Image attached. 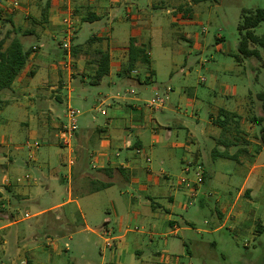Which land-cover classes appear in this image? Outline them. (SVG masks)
<instances>
[{
    "label": "crops",
    "instance_id": "1",
    "mask_svg": "<svg viewBox=\"0 0 264 264\" xmlns=\"http://www.w3.org/2000/svg\"><path fill=\"white\" fill-rule=\"evenodd\" d=\"M157 9L156 0H0V40L11 32L4 30L9 25L30 51L11 88L0 92V264H185L181 258L191 253L193 240L188 233L197 229L191 208L205 209L207 165L216 166L224 156L238 155L248 175L237 197L217 201L219 210L211 215L237 225L253 212L263 222V212L246 207L253 200L241 198L244 190L254 198L261 184L264 173H256L264 169L258 163L263 145L254 151L217 139L226 124H216L214 114L204 127L181 119L166 103L159 110L145 105L157 74L154 32L163 29L154 25ZM170 22L180 21L171 16ZM68 24L74 30L70 52L63 48ZM132 39L150 63L139 60L128 74ZM103 54L109 73L99 80ZM172 91L156 93L168 100ZM73 104L81 115L71 153L59 133ZM244 105L248 101L218 114L237 119L247 112ZM180 127L187 130L185 140L172 141ZM36 142L39 147H29ZM117 186L121 191L115 194ZM209 191L217 194L213 186ZM22 203L35 213L17 219ZM32 218L34 223L25 224ZM133 220L158 230L130 235L144 234L123 228ZM57 237L68 238L65 248ZM155 237H164L162 245Z\"/></svg>",
    "mask_w": 264,
    "mask_h": 264
},
{
    "label": "rangeland",
    "instance_id": "2",
    "mask_svg": "<svg viewBox=\"0 0 264 264\" xmlns=\"http://www.w3.org/2000/svg\"><path fill=\"white\" fill-rule=\"evenodd\" d=\"M156 3L158 9L152 11L155 15L154 25L160 24L163 29L160 34L156 33L157 30L154 32L152 47L157 74L154 83L148 86L157 89L150 88L145 99L154 96L156 92L163 94L167 87H171L173 91L168 95L166 107L173 109L181 119L200 123L204 127H208L212 114L214 122L219 125L221 116L218 111L236 110L241 107V102L248 101V106L244 105L247 112L241 113L237 119L230 117L228 124L219 134L216 133L215 137L231 145H249L254 151H259L258 145H263L260 138L261 127L254 117L264 116L258 98V94L264 91V50L258 45L255 46L261 51L260 59L253 57L239 62L236 56L241 39L239 25L242 12L264 8V0H156ZM168 9L174 11L167 14ZM172 14L182 26L178 25L179 23L171 24L170 18L174 17ZM4 30L13 33V28L9 25H6ZM255 32L257 35L264 34V22ZM134 88L138 89L136 86ZM234 90L236 94L232 97ZM189 99L192 102H189ZM141 104L144 105L143 102ZM69 108L80 111L75 104L69 106L66 112ZM108 110L113 111L110 107ZM173 133L172 141L185 140L187 136V130L183 127ZM237 146L233 149L236 150ZM55 151L66 155L67 150L55 145ZM237 158L238 155L235 158L224 156L218 159L216 166L207 165L206 205L204 210H200L199 204L191 208L197 212V229L188 233L193 240L188 241L191 253L187 252L186 256L181 258L185 264H264V218L261 223L251 212L240 224L236 225L231 220L224 225V218L211 215L215 208L219 210L217 201L222 203L230 196L233 199L237 197L248 175L246 165ZM258 163L264 164V150ZM263 173L264 169L256 175ZM262 177L261 184L256 186L254 198L250 195L251 191L247 190H244L241 198L253 200L250 207L246 206L248 210L264 213V174ZM212 186L217 194L211 196L209 190ZM115 191L119 193L121 189L117 186L114 190L117 194ZM17 208V219L25 217L26 213H35V209L23 206V203L17 205ZM110 213L109 216L114 220V214L108 210L107 214ZM35 221V218L28 219L25 224ZM114 226L118 229L117 225ZM126 226L135 232L138 230L144 233L130 235H150L158 230L153 229L151 224L134 220L123 228ZM181 226L188 225L182 222ZM217 227L222 228L214 234L207 232ZM123 230L117 231V234H122ZM155 239L162 245L164 237ZM67 240L68 238H59V247L65 248ZM196 245L201 248H196ZM62 254L65 255L64 252Z\"/></svg>",
    "mask_w": 264,
    "mask_h": 264
},
{
    "label": "trees",
    "instance_id": "3",
    "mask_svg": "<svg viewBox=\"0 0 264 264\" xmlns=\"http://www.w3.org/2000/svg\"><path fill=\"white\" fill-rule=\"evenodd\" d=\"M264 22V8H258L255 11L243 10L242 19L239 25L241 39L238 46L237 59L239 61L248 60L250 58H261V51L264 50V34L257 35L255 30ZM15 34V35H13ZM259 46V48L255 46ZM30 55L29 50H25L21 38L17 32H9L7 36L0 40V92L11 88L21 71L24 69ZM148 65L149 57L143 48L136 46L135 40L130 41L129 61L125 67L128 74L136 70L137 63ZM109 73L108 57L102 55V59L97 64L96 76L101 79ZM258 98L262 104L264 112V91L258 94ZM220 116H224L221 124H227L230 119V113L221 111ZM255 122L261 127V141L264 145V116L254 117Z\"/></svg>",
    "mask_w": 264,
    "mask_h": 264
},
{
    "label": "built area",
    "instance_id": "4",
    "mask_svg": "<svg viewBox=\"0 0 264 264\" xmlns=\"http://www.w3.org/2000/svg\"><path fill=\"white\" fill-rule=\"evenodd\" d=\"M13 5L15 7H18L19 2L15 1ZM69 24H68L69 29H67L66 31L67 35L63 43V48L68 52L72 50V39L74 34V30L72 29V24L71 26H69ZM166 100L167 98L165 96L155 93L154 96L150 97L148 100L145 101L146 103L145 105L149 110H159L165 105ZM80 115L81 113L79 110L74 108H69V110L66 112L67 122L63 125V128L59 133V140L62 146L69 149L71 153H73V141L75 138V134L79 129ZM29 147L37 148L39 147V143L36 142L34 144H30ZM186 171L188 172L189 170L186 169ZM25 178H29V175H27ZM197 196L198 194L196 193V191H194V193L191 194V199L196 198ZM26 216L28 217V214H26ZM21 264H29V263L24 260L21 262Z\"/></svg>",
    "mask_w": 264,
    "mask_h": 264
}]
</instances>
